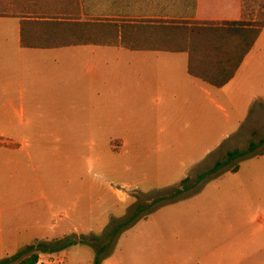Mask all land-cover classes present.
Listing matches in <instances>:
<instances>
[{
  "label": "rangeland",
  "instance_id": "obj_1",
  "mask_svg": "<svg viewBox=\"0 0 264 264\" xmlns=\"http://www.w3.org/2000/svg\"><path fill=\"white\" fill-rule=\"evenodd\" d=\"M144 73L115 49L72 65L63 114L60 100L0 109V262L264 264V30L238 76L193 110L157 112L136 92Z\"/></svg>",
  "mask_w": 264,
  "mask_h": 264
},
{
  "label": "crops",
  "instance_id": "obj_2",
  "mask_svg": "<svg viewBox=\"0 0 264 264\" xmlns=\"http://www.w3.org/2000/svg\"><path fill=\"white\" fill-rule=\"evenodd\" d=\"M63 1L66 0H0V109L11 112L24 111L26 108L50 109L55 108L57 100H60L61 114H63L65 112L62 109L63 104L66 103L68 97L73 95V88L66 81L72 65L81 62V60L98 59L105 52L109 53L115 49L130 52L133 60H140L145 65V73L143 77L139 78V88H136V92L139 95L143 94L147 103L155 100L154 106H156L157 112H175L181 107L193 110L195 106L199 105V99L206 98L211 93L216 95V90L222 89L190 76L188 54L185 52L128 50L120 46L98 45L58 48L22 47L21 21L38 17L48 18L47 20L55 18L57 15L56 4ZM75 1L79 3L82 20L238 22L243 19L249 20L250 16L254 20L256 18L264 19V9H260L259 5L261 0H247V2H252L253 9L250 12L246 9L245 13L242 9L244 0ZM25 3H53L54 9L52 11L47 9V11L54 13H23V6L19 7L22 8L20 9L22 13H18L16 8L11 6L17 4L16 7H18L19 4ZM263 30L264 28L261 29L256 42ZM248 54L229 83L240 73ZM76 90V94L82 95L95 93L90 88ZM82 118L84 117L82 116ZM80 131L81 140H84L87 129L80 127ZM170 131L173 134L174 129ZM66 135V133L60 134L62 138ZM213 136L215 142V134ZM62 138L59 140H64ZM80 143L72 142L71 145L78 146ZM122 146L124 147L121 145V148H123ZM97 178L100 180V177ZM98 179L93 184L100 188L101 184Z\"/></svg>",
  "mask_w": 264,
  "mask_h": 264
},
{
  "label": "trees",
  "instance_id": "obj_3",
  "mask_svg": "<svg viewBox=\"0 0 264 264\" xmlns=\"http://www.w3.org/2000/svg\"><path fill=\"white\" fill-rule=\"evenodd\" d=\"M56 5H61V8H56L55 18L21 21L22 47L98 45L120 46L128 50L185 52L188 54L189 75L217 88H223L233 79L264 28V19L254 20L252 16L238 22L82 20L79 3L75 0L57 2ZM259 5L264 9V0ZM242 9L244 13L246 9L250 12L252 2L244 0ZM260 143L264 144V140ZM253 148L254 144H251L248 152H228L226 162H217L212 169L197 177L198 182L216 173L229 161L253 152ZM141 211L140 208L127 222L119 224L112 234L130 224ZM38 261V254L33 253L17 264H38ZM95 264H98V258Z\"/></svg>",
  "mask_w": 264,
  "mask_h": 264
}]
</instances>
